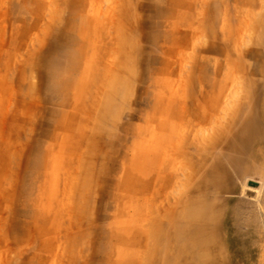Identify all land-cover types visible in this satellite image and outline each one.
I'll return each mask as SVG.
<instances>
[{"label":"rangeland","instance_id":"obj_1","mask_svg":"<svg viewBox=\"0 0 264 264\" xmlns=\"http://www.w3.org/2000/svg\"><path fill=\"white\" fill-rule=\"evenodd\" d=\"M263 118L264 0H0V264H264Z\"/></svg>","mask_w":264,"mask_h":264},{"label":"water","instance_id":"obj_2","mask_svg":"<svg viewBox=\"0 0 264 264\" xmlns=\"http://www.w3.org/2000/svg\"><path fill=\"white\" fill-rule=\"evenodd\" d=\"M247 186L253 189H257L259 187L258 183L254 181H249L247 183ZM245 195L249 197H254V192L246 191Z\"/></svg>","mask_w":264,"mask_h":264},{"label":"bare ground","instance_id":"obj_3","mask_svg":"<svg viewBox=\"0 0 264 264\" xmlns=\"http://www.w3.org/2000/svg\"><path fill=\"white\" fill-rule=\"evenodd\" d=\"M109 96H105V98L107 99V100H109V98H108ZM263 123H264V118H263ZM250 188V187H249ZM253 189V188H252ZM250 191V190H249ZM251 192H253V191H251Z\"/></svg>","mask_w":264,"mask_h":264}]
</instances>
